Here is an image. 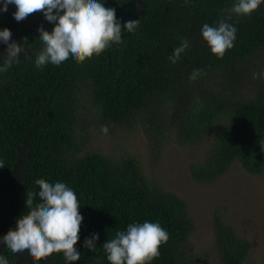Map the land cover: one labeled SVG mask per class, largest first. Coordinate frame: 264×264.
I'll list each match as a JSON object with an SVG mask.
<instances>
[{
  "label": "trees",
  "instance_id": "obj_1",
  "mask_svg": "<svg viewBox=\"0 0 264 264\" xmlns=\"http://www.w3.org/2000/svg\"><path fill=\"white\" fill-rule=\"evenodd\" d=\"M99 2L115 9L121 24L140 20L135 32L123 31V43L85 61L70 57L41 69L35 66L43 47L37 29L42 25L51 33L54 24L42 12L17 22L15 5L0 11V31L12 33L9 43H22L25 37L28 41L19 63L0 73V238L28 213L27 193L38 194L37 179L71 187L83 217L75 245L81 259L76 262L66 261L62 253L35 261L27 251L13 254L3 244L0 255L9 264H110L103 244L117 231H126L128 224L148 221L159 222L169 233L150 264H196L187 254L193 222L183 200L147 180L131 156H81L77 111L87 93L102 122L130 129L140 122L154 139L169 131L168 138L178 143H207L206 157L189 168L195 182L212 183L234 163L250 175H262L264 3L249 16L232 17L229 22L237 28L234 47L218 58L201 29L205 23L215 26L235 0ZM181 38L190 48L173 64L168 57ZM6 48L0 42V67ZM255 63L261 65L259 72ZM194 69L202 74L190 81ZM255 73L261 75L254 79ZM244 84L251 85L252 97L243 96ZM217 219L214 249L219 264H250V244ZM97 233L96 251H88L85 238Z\"/></svg>",
  "mask_w": 264,
  "mask_h": 264
},
{
  "label": "clouds",
  "instance_id": "obj_2",
  "mask_svg": "<svg viewBox=\"0 0 264 264\" xmlns=\"http://www.w3.org/2000/svg\"><path fill=\"white\" fill-rule=\"evenodd\" d=\"M264 0H235L230 8L224 10L215 26L205 23L201 29L203 40L210 51L218 58L234 47L237 28L229 21L235 15L246 17L256 11ZM8 5H15L13 18L19 22L30 14L42 12L43 16L54 27L49 33L41 25L37 31L42 49L35 58V66L41 69L47 64L61 65L70 57L73 60L85 61L93 55H99L112 44H121L122 32L134 33L140 20L121 24L116 19V11L106 8L99 0H3L0 11L7 12ZM1 18V17H0ZM12 33L5 28L0 31V42L7 45L3 56L0 73L7 72L14 64L19 63L20 56L28 51L27 37L22 43L11 42ZM190 48L189 41L181 38L179 46L174 49L168 60L175 64L181 55ZM202 70L194 69L189 77L196 80ZM261 73H255L257 78ZM101 132L107 134L108 128L102 126ZM4 167L0 161V168ZM39 188L36 192L27 193V214L17 220L15 230L0 238V244L6 245L13 254L27 251L35 261H41L54 253H62L68 262L81 259L75 245L83 217L76 193L63 182L49 183L37 179ZM38 195L39 202L34 203ZM99 234L85 238L84 247L96 251ZM169 233L159 222L128 224L126 231H117L115 237L103 244V249L110 264H150L159 256L161 245L166 244ZM0 264H9L5 256L0 255Z\"/></svg>",
  "mask_w": 264,
  "mask_h": 264
},
{
  "label": "rangeland",
  "instance_id": "obj_3",
  "mask_svg": "<svg viewBox=\"0 0 264 264\" xmlns=\"http://www.w3.org/2000/svg\"><path fill=\"white\" fill-rule=\"evenodd\" d=\"M253 68L259 72L260 63ZM250 86L244 84L243 96H253ZM76 116L81 156L91 152L111 158L131 156L147 180L183 200L193 222L187 254L196 264H219L214 249L217 217L250 244L249 263L264 264V173L250 175L240 163H234L212 183H198L189 168L206 157L207 143H178L168 138L169 131L154 139V133L149 130V136L140 122L131 129L102 122L87 93ZM102 126L108 128L107 134L101 132Z\"/></svg>",
  "mask_w": 264,
  "mask_h": 264
}]
</instances>
